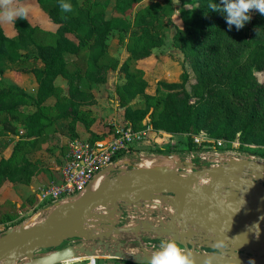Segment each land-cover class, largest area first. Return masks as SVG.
Here are the masks:
<instances>
[{
  "label": "trees",
  "instance_id": "trees-1",
  "mask_svg": "<svg viewBox=\"0 0 264 264\" xmlns=\"http://www.w3.org/2000/svg\"><path fill=\"white\" fill-rule=\"evenodd\" d=\"M35 1L45 7L57 27L53 44L41 45L35 41L37 28L28 18L16 19L13 24L16 35L12 37L5 34L0 24V114L8 117L22 112L25 106L36 108L25 115L23 137L13 138L19 133L18 128L8 121L0 130V153L14 144L11 157L0 160V185L7 180L30 181L39 167L27 156L16 161V153L25 147H35L59 120L69 121L72 138L77 137L79 122H85L88 128L94 123L84 121V116L92 113L90 107L97 104L92 87L107 82L109 69L102 64V59L108 53V38L116 32L129 35L132 41L130 56L120 69L127 79L122 91L130 103L123 113L128 128L142 131L150 126L169 134H191L194 130L206 129L226 141L242 133L244 139L254 138L264 145V81L257 74L264 71V14L258 10L253 9L249 13L250 21L237 29L227 23L223 0H195L193 6L180 0L182 26L177 27L173 40L192 66L195 78L190 79L185 66L181 82L160 83L168 92L158 96L147 92L148 82L136 64L151 58L155 49L164 46L163 31L171 23L166 4L155 1L137 9L145 0H116L114 14L107 19L104 14H92L78 0H66L72 5V11L67 13L61 12V0ZM110 1H94V5L107 7ZM212 4L221 10L211 9ZM85 48L89 49V58L84 76L78 71L69 72L67 59L77 57ZM8 70L34 74L37 94L33 96L19 86L6 84L3 78ZM61 76L70 84L69 96L65 103L55 105L57 115L52 118L43 108L55 95V84ZM84 78L89 84L86 88L82 87ZM159 91L161 88L160 94ZM156 99L161 110L151 124H144L156 109ZM107 135L95 134L91 141L105 139ZM239 151L259 158L264 156V152H250L245 148Z\"/></svg>",
  "mask_w": 264,
  "mask_h": 264
},
{
  "label": "water",
  "instance_id": "water-1",
  "mask_svg": "<svg viewBox=\"0 0 264 264\" xmlns=\"http://www.w3.org/2000/svg\"><path fill=\"white\" fill-rule=\"evenodd\" d=\"M160 159L173 167L135 170L125 160L98 173L106 178L96 189H90L94 178L76 198L8 228L0 235V264H68L78 256L147 264L157 249L143 244L145 234L177 239L197 264L208 256H215L214 264H264V162L199 167L169 155ZM154 200L157 209L144 206ZM130 208L144 217L121 225L123 209ZM127 237L140 246L123 241Z\"/></svg>",
  "mask_w": 264,
  "mask_h": 264
},
{
  "label": "rangeland",
  "instance_id": "rangeland-1",
  "mask_svg": "<svg viewBox=\"0 0 264 264\" xmlns=\"http://www.w3.org/2000/svg\"><path fill=\"white\" fill-rule=\"evenodd\" d=\"M95 2H104L105 0H78V3L83 8L91 11L92 14L101 13L104 14L107 19H110L114 14V5L116 0H111L110 4L105 7L103 5L96 6ZM163 2L166 4L167 16L171 17V23L168 27L163 31V39L164 46L161 48H157L154 51V57L152 56L148 60H143L137 62V66L141 68L144 72V77L148 82L147 92L151 95L165 96L168 92L166 88L160 86V83H179L182 80V74L184 73L185 66L187 67L188 73L190 75V79L193 80L195 78V74L193 72L192 66L185 60V55L182 51H180L175 45L173 37L177 31L176 27L178 23L181 24L180 17V8L178 5L171 3L170 0H145L137 6V9L144 8L147 5L155 2ZM189 6H193L196 2L195 0H184ZM17 5H30L32 11L28 16V20L30 23L37 28L35 34V41L38 44H53L56 36V25L53 24L52 20L49 17V14L45 7L41 6L37 1H21L15 0ZM255 17V15L253 14ZM14 22L9 24H1L4 29L5 34L8 36L16 35L14 29ZM108 53L102 59V64L107 67L108 70V79L107 82L99 85L93 86L92 89L97 98V104L90 107L92 113L85 114L84 121L94 122L91 124L90 128H88L85 122H79L76 128L77 137L72 138L71 134L68 130V120H59V122L51 127L48 131L47 135L44 138L40 139L39 142L33 148L25 147L22 152H17L15 159L16 161L21 156H27L32 160H38V163H42L43 166H47L49 161L52 158H55L60 153V156L65 157V155L69 153L70 144L74 141L80 142H92L91 140L94 138V135H102V134H112L119 128H128V122L125 121L123 117L124 109L130 105V103L126 100V97L122 91V86L127 82L126 75L123 71H121V66L127 61L130 56V47H131V39L129 35L114 33L108 38ZM77 57H70L67 59V70L69 72L78 71L84 76L85 71L87 69V62L89 58V49H83ZM131 69L134 71V63H131ZM17 72V71H15ZM24 72H17L15 80L21 76ZM28 74V73H26ZM259 80L261 82L264 81V71L261 73H257ZM34 75V74H33ZM4 82L6 84H11L5 78ZM55 95L51 97L44 105L43 111L51 117L56 116L57 112L55 110V105L57 103H65L69 96V82L68 80L61 76L56 82ZM89 84L86 79H83L82 87L86 88ZM188 90L191 91L190 86L188 85ZM161 88L160 94L158 93V89ZM31 94L36 95V92L31 91ZM140 99L135 102H139ZM132 104V103H131ZM155 111L153 115L147 117L144 121V124H151V121L154 116L158 114L161 110V105L155 100ZM36 108L34 106H25L23 111L15 114L13 116L6 117L4 114H0V130L3 129L4 123L6 121L11 122L18 128V134L13 135L15 139H19V137H23V133L20 130L23 129L25 123V115L31 114L34 112ZM52 117V118H53ZM5 120V121H4ZM147 126L144 129L143 139L137 145L136 155H139V160L142 161L143 158L149 160H158L160 156L169 155L175 158H178L181 162H194L193 159L196 155L202 154L200 156L201 161H206L207 163L203 166H212L219 165L221 162H226L230 160H241V159H251L262 160L263 158H259L258 156L254 157H246V154H241L239 148H245L250 150V152H264V145L259 144L255 139H244L242 137V133H237L233 140H224L220 139L218 136L211 133L206 129H198L194 130L191 134H169L167 133H159L157 134L153 128H149ZM155 132V133H153ZM60 133V134H59ZM191 141L193 144L191 145ZM219 141L223 143L220 145ZM257 142V143H256ZM13 146V145H12ZM192 146V149H191ZM8 149L4 150L3 153L7 154ZM168 152V154H167ZM2 152L0 153V157ZM251 155V154H250ZM134 154L130 158L133 157ZM194 156V157H193ZM58 158V157H56ZM67 158V157H66ZM60 166L63 165V161L59 157ZM33 162V161H32ZM34 163V162H33ZM138 165L129 166L131 169H137L140 167ZM39 167V166H38ZM46 170V169H43ZM180 172L186 171L183 168H178ZM118 174L116 172L114 175ZM48 186V185H47ZM160 201L154 200L152 203H146L149 210L157 209V205ZM172 209L168 205H164L163 210ZM140 214V215H139ZM7 213H4L0 210V235L6 231L7 221H9L6 216ZM140 216L144 217V214L141 210L135 211L132 208L123 209V216L121 221V225H126L130 223H135V219ZM157 214H154L152 217H156ZM165 219L169 220L168 214L162 215ZM28 221V219L26 220ZM128 238V237H127ZM125 238V239H127ZM127 240H132L130 237ZM143 244L146 247H154L158 249L160 241H155L149 235L145 234L142 237ZM73 241L67 242V244H72ZM205 249V248H204ZM88 264V263H87ZM123 264V263H121Z\"/></svg>",
  "mask_w": 264,
  "mask_h": 264
},
{
  "label": "built area",
  "instance_id": "built-area-1",
  "mask_svg": "<svg viewBox=\"0 0 264 264\" xmlns=\"http://www.w3.org/2000/svg\"><path fill=\"white\" fill-rule=\"evenodd\" d=\"M143 133V131H134L131 128L123 127L106 136L105 139L95 142H72L62 169L61 180L39 190L35 205L27 219L29 220L37 212L45 214L59 203L76 198L98 176V173L110 166H116L125 160L131 161V167H136L138 163L141 166L146 161H152L145 158L140 161L139 155L135 154L137 145L143 139ZM219 142L220 145L223 143ZM132 154H134V158H130ZM200 156L203 157L202 154H198L193 159L199 161ZM245 156L253 157L252 155ZM198 161L196 164L205 165L207 163ZM21 215L24 214L21 212ZM153 248H156V245ZM105 260L110 259H96L88 264H101L100 262Z\"/></svg>",
  "mask_w": 264,
  "mask_h": 264
},
{
  "label": "crops",
  "instance_id": "crops-1",
  "mask_svg": "<svg viewBox=\"0 0 264 264\" xmlns=\"http://www.w3.org/2000/svg\"><path fill=\"white\" fill-rule=\"evenodd\" d=\"M27 1H33V0H27ZM177 27H181V24L178 23ZM154 55L155 54L153 53V57ZM17 75L19 76L17 72L13 70H8L5 72L4 78L7 79L9 83H11V85L14 84L16 86L21 87L25 89L29 94H31V91L36 92L37 94L38 83L35 79V76L32 73H28V74L22 73L21 76L19 77L20 81H18V79L15 80V77ZM20 132H23V129ZM155 132L157 134L159 133L161 134L165 133V135L167 134L166 132H157V131ZM12 145L14 146V144ZM12 145L9 148H7L8 149L7 154L3 153L4 151L2 152L3 155L1 154L2 156L0 157V160L2 158L9 159L11 157L14 149ZM56 157L52 158L47 166L46 165L43 166L42 163L39 164L38 160L36 161L30 159L34 163H37L39 169L28 183H21V182L15 183L10 180H7L2 185H0V210H2L4 213H7V216H9L8 219L9 221H7L8 224L7 228L21 224L30 216L31 209L35 205V202L37 200V193L39 192L40 189H44L52 185L53 183L59 182L61 180L62 169L65 165L67 154L65 155V157H63L60 156V153L58 154L57 152ZM59 157L63 161L62 166H60L59 164L60 162ZM21 212L24 215H21ZM92 261L93 260H85L77 264H87ZM100 263L101 264H121V263L131 264L130 262L127 261H119V260H111V259L101 261ZM70 264H76V263H70Z\"/></svg>",
  "mask_w": 264,
  "mask_h": 264
},
{
  "label": "clouds",
  "instance_id": "clouds-1",
  "mask_svg": "<svg viewBox=\"0 0 264 264\" xmlns=\"http://www.w3.org/2000/svg\"><path fill=\"white\" fill-rule=\"evenodd\" d=\"M229 27L235 25L237 29L243 28L249 22V13L255 9L264 14V0H223ZM62 13L72 11V5L61 0ZM214 10H221L216 4L209 6ZM32 11L30 5H17L15 0H0V24H9L17 18L27 19ZM215 256H208L204 264H214ZM147 264H197L196 257L180 241L175 238L161 239L157 250L153 251Z\"/></svg>",
  "mask_w": 264,
  "mask_h": 264
},
{
  "label": "bare ground",
  "instance_id": "bare-ground-1",
  "mask_svg": "<svg viewBox=\"0 0 264 264\" xmlns=\"http://www.w3.org/2000/svg\"><path fill=\"white\" fill-rule=\"evenodd\" d=\"M165 165L168 168L169 167H173V164L171 162H169L166 159H160V160H152V161H146L144 162L140 167L141 168H145V169H150V168H154L156 165ZM96 179L91 183L90 189L94 190L96 189L99 185H101V183L105 180L106 178V172L102 173L99 176L95 177ZM85 260H93L95 261L96 259L94 257H85V256H78V257H74L68 264L70 263H79ZM92 261V262H93Z\"/></svg>",
  "mask_w": 264,
  "mask_h": 264
},
{
  "label": "flooded vegetation",
  "instance_id": "flooded-vegetation-1",
  "mask_svg": "<svg viewBox=\"0 0 264 264\" xmlns=\"http://www.w3.org/2000/svg\"><path fill=\"white\" fill-rule=\"evenodd\" d=\"M127 239H129V238H127ZM127 239H124L123 241L128 242L130 245H132L134 247L140 246L139 243H138V240H136L135 238H132V240H127ZM205 249L208 250L207 248H205Z\"/></svg>",
  "mask_w": 264,
  "mask_h": 264
}]
</instances>
